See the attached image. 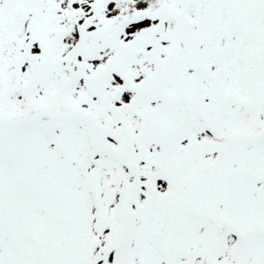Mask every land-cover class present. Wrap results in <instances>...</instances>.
<instances>
[{"label": "snow or ice", "instance_id": "snow-or-ice-1", "mask_svg": "<svg viewBox=\"0 0 264 264\" xmlns=\"http://www.w3.org/2000/svg\"><path fill=\"white\" fill-rule=\"evenodd\" d=\"M0 264H264V0H0Z\"/></svg>", "mask_w": 264, "mask_h": 264}]
</instances>
